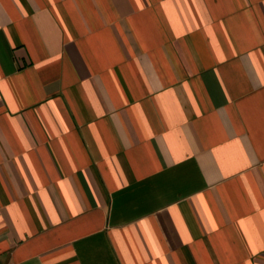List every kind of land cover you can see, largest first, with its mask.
<instances>
[{"label":"crops","instance_id":"obj_1","mask_svg":"<svg viewBox=\"0 0 264 264\" xmlns=\"http://www.w3.org/2000/svg\"><path fill=\"white\" fill-rule=\"evenodd\" d=\"M264 264V0H0V261Z\"/></svg>","mask_w":264,"mask_h":264},{"label":"built area","instance_id":"obj_2","mask_svg":"<svg viewBox=\"0 0 264 264\" xmlns=\"http://www.w3.org/2000/svg\"><path fill=\"white\" fill-rule=\"evenodd\" d=\"M0 264H13V263L10 262V261L1 260L0 261Z\"/></svg>","mask_w":264,"mask_h":264}]
</instances>
